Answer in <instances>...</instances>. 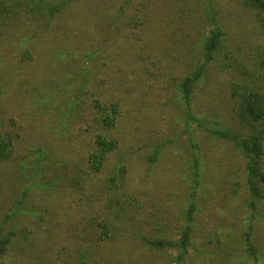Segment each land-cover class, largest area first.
I'll return each instance as SVG.
<instances>
[{
  "label": "rangeland",
  "instance_id": "374dc122",
  "mask_svg": "<svg viewBox=\"0 0 264 264\" xmlns=\"http://www.w3.org/2000/svg\"><path fill=\"white\" fill-rule=\"evenodd\" d=\"M217 30L188 127L178 86ZM235 84L264 95V11L240 0H0V264H264V200L212 133L264 134ZM99 135L116 147L97 171Z\"/></svg>",
  "mask_w": 264,
  "mask_h": 264
},
{
  "label": "trees",
  "instance_id": "16d2710c",
  "mask_svg": "<svg viewBox=\"0 0 264 264\" xmlns=\"http://www.w3.org/2000/svg\"><path fill=\"white\" fill-rule=\"evenodd\" d=\"M241 3L250 9H256L264 11V0H240ZM49 11L50 15H54L57 12V8H52ZM224 33L220 30L213 31L211 36L205 41L206 47V57L205 63L197 68L196 71L190 73L185 78L182 79L181 83L178 86L180 96L178 95V101L181 102V105L184 108L188 109L186 114L187 124L194 121L191 116V110H189V106L191 105L192 93L194 91V87L201 80L204 74V69L208 65V63L213 60L214 55L221 49V44L223 42ZM244 84L248 86L249 80L245 79ZM243 87L241 89L235 84L234 95L240 97V107L242 106V110H244L247 116H250L254 121L264 122V95L258 93L256 91H249L248 93H241ZM115 116H108L103 120L105 127H113L115 123ZM220 128V126H218ZM233 129H223L220 128L218 130H213V134L222 136V137H230L232 136L236 139L235 148L237 151L244 157L247 158L248 165L245 169V185L250 187V203L252 210L257 213L259 203L264 200V166L262 167V163L264 164V134H257V136H252L248 139V144L243 140H239L238 133ZM11 147V142H1L0 144V159L7 154L9 155V151ZM116 147V144L113 141H108V139L99 135L96 138V152L92 157V162L98 171L101 168L102 160H104L105 155L111 151H113ZM158 153V152H157ZM154 157L157 159L158 154H155ZM198 181V180H197ZM197 184V183H196ZM195 200H193L191 207L189 209V223L184 231L183 240L180 244V247L184 250L189 246L190 242V234L192 229V217L195 209ZM1 236V230H0ZM251 233H247L245 236L247 252L249 255L257 258V251L250 240ZM8 239H0V256L5 254L7 247L9 245ZM150 247L152 248H162V247H170V244H167L165 241H152L150 242Z\"/></svg>",
  "mask_w": 264,
  "mask_h": 264
}]
</instances>
